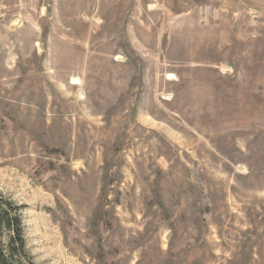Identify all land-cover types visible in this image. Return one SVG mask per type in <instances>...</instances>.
Instances as JSON below:
<instances>
[{"label": "rangeland", "instance_id": "obj_1", "mask_svg": "<svg viewBox=\"0 0 264 264\" xmlns=\"http://www.w3.org/2000/svg\"><path fill=\"white\" fill-rule=\"evenodd\" d=\"M0 201L24 263L264 264V0H0Z\"/></svg>", "mask_w": 264, "mask_h": 264}, {"label": "trees", "instance_id": "obj_2", "mask_svg": "<svg viewBox=\"0 0 264 264\" xmlns=\"http://www.w3.org/2000/svg\"><path fill=\"white\" fill-rule=\"evenodd\" d=\"M2 227L8 231L9 241L6 249L0 248V264H30L24 263L20 256L24 249L21 218L11 205L0 201V228Z\"/></svg>", "mask_w": 264, "mask_h": 264}]
</instances>
